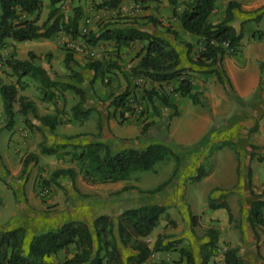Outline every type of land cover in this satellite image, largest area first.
<instances>
[{"label": "crops", "instance_id": "obj_1", "mask_svg": "<svg viewBox=\"0 0 264 264\" xmlns=\"http://www.w3.org/2000/svg\"><path fill=\"white\" fill-rule=\"evenodd\" d=\"M118 1L119 4L115 9L98 10L94 5L101 4L102 0H57L55 5H52L50 0H42V9L37 24L41 25L53 9L59 8L60 14L68 17L72 16L73 10L78 8L82 12L78 30L80 34L95 33L100 29L99 25L112 23L117 29H133L162 39L182 53L186 51L185 44H190L192 45L190 54L192 59H195L202 49V45L198 43L199 39L186 33L179 21L172 15L174 9L180 13L181 5L174 8L167 0H158L142 6L135 4L132 0ZM228 2L238 3L242 11H252L264 6V0H218L214 12L209 17L212 24L223 20ZM251 24L252 22L245 25L249 34L253 31ZM259 26L263 29L264 21H261ZM241 41L243 42L244 38ZM144 45L136 41L127 46L117 47L112 41H102L95 46H90L85 44L81 38H73L62 32L49 39L24 43L7 41L6 46L1 50L4 59L13 56L19 61H26L28 53H33L40 59L41 66L47 70L53 82L80 89L84 93V101L81 103L79 96L73 91L61 88L58 91L53 88L51 91L54 97L48 101L44 99L38 83L34 81L35 88H33L27 81L23 89L16 87V101L21 97L26 98L34 104L38 118H53L55 126L51 130L32 114L26 117L17 114L19 105L16 102L13 106L16 114L14 125L7 130L0 98V235L19 227L26 231V225L29 223L25 219L26 215L36 220L37 213L44 210V203L37 197L36 178L47 180L48 174H53L57 170L75 169L70 158L67 159L61 155V148L54 155H43L40 153L42 146L56 148L69 144L72 148L101 142L113 151L124 148L143 150L153 144L154 137L149 132L142 135V128L146 124H155L157 131L161 130V127H166L168 141L174 142L175 147H178L176 149H190L205 141H209L206 145L214 147L215 144L221 143V137L218 134L224 124L222 122L228 120L226 122V128H230L228 135L236 131L239 134L243 128L247 130L245 131V150L243 141L238 135V140L228 136L223 139L233 141L234 147L225 145L220 149L215 148L211 153L198 149L187 151L184 156L180 155L182 166L177 175L178 179H170L171 173L169 178L161 181L160 184L145 186L137 182L133 175L136 172H133L126 180L116 183L83 184L85 194L89 198L85 203L86 216L75 221H83L91 226L95 218L105 215L116 224L118 216L124 210L144 206L164 207V214L143 241L152 250L158 238L163 237L160 246L169 248L152 253L144 264H187L186 259L180 255L179 249L190 250L194 264H201L200 247L208 242L206 231L209 229H215L218 233L216 246L224 242L227 250L241 248L240 232L235 229V226L230 225L231 219L228 212L222 208L209 209L208 204L210 201L225 202L233 219L238 218L243 209L246 223H248L250 204L253 201L248 188V173L250 171L252 191L258 194L257 190L253 189V183L255 184L259 171L264 170V163L250 160V154L253 151L249 145L264 147V118L256 132L249 136L250 126L246 124L245 118L237 115L239 109L236 103L227 96L222 86L216 81V77L213 74L198 71H188L187 74L192 81V91L203 94L208 109L193 105L186 98L170 95V101L176 110L169 109L159 101H155L146 107V112L141 116L124 113L121 116L119 109L115 110L110 105V96L127 91L134 85L130 70L143 55ZM250 51L252 49L243 51L244 59L240 63L243 68L234 65V60L231 58H226L222 62L223 70L232 84L235 97L241 103L250 100L262 85L260 67L255 63V73L245 75L240 85L235 81V73L243 72L250 65L248 63ZM67 55L72 58L71 68L81 78L80 82H76L64 67V58ZM262 55L260 53V56ZM257 57H259L258 54L253 57L254 61ZM91 63H100L101 67L97 74L87 68V65ZM110 63L115 64L118 69L104 72ZM6 77L10 78L6 79ZM197 78L203 82H196ZM0 79L6 85L16 84V77L3 63H0ZM24 79L29 78H22L21 81L23 82ZM171 86L162 85V90L169 95ZM153 87L157 88L158 85ZM261 88L258 105H261L263 101L264 86ZM80 103V109L74 113L72 109ZM186 110L191 119V135L176 136L174 130L178 126L176 123L181 120ZM85 112H87L86 116L83 115ZM234 116L236 119L232 120ZM239 146H241L243 155L238 150ZM28 155L35 156L37 163L32 164L36 167L32 168L30 178L24 183L20 177L23 161ZM205 161L209 163L210 169L205 171L206 175L200 181L191 182L190 179L195 175V171L204 167ZM64 162L69 164L66 166ZM172 169L170 168L168 173ZM183 171H188V174L180 179ZM241 175H245V181H240ZM162 185H165L162 190L152 192ZM78 189H80L79 186ZM182 197L187 203L186 214L183 216L181 213L184 211L179 209L183 205L180 202ZM3 200L6 202L4 203ZM196 207L199 208L198 211ZM190 216L198 218L196 227L191 226ZM34 235L28 237L26 233V242ZM118 250L123 264H126L127 258L136 255L132 249L120 243H118ZM262 256L264 258V253ZM213 260L214 257L211 256L209 264H212Z\"/></svg>", "mask_w": 264, "mask_h": 264}, {"label": "trees", "instance_id": "obj_2", "mask_svg": "<svg viewBox=\"0 0 264 264\" xmlns=\"http://www.w3.org/2000/svg\"><path fill=\"white\" fill-rule=\"evenodd\" d=\"M140 6L158 0H132ZM176 8L181 5L180 13L173 10V17L176 18L182 29L197 37L202 49L197 53L196 58L190 57L192 45L185 44L186 51L181 52L170 46L162 39L156 38L148 33L133 29H117L112 23L99 25L95 33H79V22L82 17L80 9L73 10L72 16L65 17L60 14L59 8L53 9L47 19L38 25L39 14L42 9V0H0V63L5 64L16 77L15 85L3 84L0 79V98L2 101L3 113L5 116V128L11 129L14 125L16 114L13 106L18 102L17 114L26 117L32 114L40 123L47 125L53 130L55 120L53 118L36 116V109L32 102L26 98H19L17 101L16 87L21 84L22 78H29L40 85L39 89L44 99H53L52 89L71 90L79 96L81 103L84 101V93L73 86L53 82L48 72L40 64V59L33 53H28V60L19 61L10 56L3 58L1 50L6 46L8 40L18 43L29 42L38 39H49L59 32L70 35L73 38L79 37L90 46H95L102 41H112L117 47L127 46L133 42L144 43L143 55L138 63L131 68L130 74L133 78H143L150 88L143 91L145 106L152 105L159 101L169 109H175L170 101V95L188 99L193 105L208 109L206 98L202 93L192 91V81L187 74L188 71L210 73L216 77L217 82L237 102L239 100L233 95V87L222 69V62L227 52L236 54L239 44L243 38L242 30H236L233 26L236 14L240 5L236 2H228L223 20L212 24L209 21L210 15L214 12L218 0H167ZM52 5L57 0H50ZM119 4L118 0H102L101 4L94 5L96 9H115ZM261 14L258 10L249 12L247 17L240 21V27L247 23H259ZM154 23V21H152ZM170 32L169 30H167ZM173 35H175L173 33ZM72 58L70 55L64 58V67L76 82L81 78L71 68ZM100 63H91L87 68L94 71L100 69ZM117 67L115 64H108L104 72H112ZM118 69V68H117ZM101 74V73H100ZM102 76V75H101ZM158 85L157 88L153 87ZM162 85H172L170 94L162 90ZM22 86L21 88H23ZM57 89V90H58ZM129 90L110 96V105L118 110ZM81 103L72 110L76 113ZM121 116L123 112H120ZM176 114V113H174ZM84 116L87 112L83 113ZM149 126L142 128V135H146ZM257 130V123L249 129V134ZM226 143H220L216 149H220ZM63 148V147H61ZM78 152L66 153L70 161L75 162L78 168L60 169L53 173L52 183L60 186V183H73L80 174L83 182L90 185L116 183L126 180L130 174L138 171H148L161 161L173 160L176 166L180 159L165 145L151 144L143 150L124 148L113 151L109 146L101 142H94L82 147H72ZM252 151L264 150L250 145ZM56 148H40L43 155H54L58 152ZM256 159L258 163H264V156L250 154V160ZM36 164L37 159L29 155L23 161L21 177L24 178L25 169L29 164ZM178 168L176 167L173 176ZM198 175L190 179L192 182L200 181L206 173L198 170ZM50 181H42V186L48 187ZM165 187L162 185L152 192H159ZM248 188L254 198L250 204L248 224L255 235L259 238L258 231L264 230V200L254 195L248 173ZM15 194V193H14ZM264 194V191H263ZM209 209H225L231 219V214L225 202L210 201ZM165 208L160 206H144L137 209L124 210L117 218V223L105 215L98 216L89 226L83 221L66 220L58 228L43 231L35 234L26 242V231L24 228H15L0 235V264H123L118 250V243L126 248L132 249L136 255L126 259V264H144L152 253L167 250L169 247H161L163 237H159L152 250L148 248L143 240L155 228L159 218L164 214ZM192 227L198 225V218L190 216ZM208 242L200 247L201 264H209L212 252L216 248L218 233L215 229L206 231ZM179 253L186 259L187 264H194L191 251L179 249ZM225 264H247L238 254V249H229L225 253Z\"/></svg>", "mask_w": 264, "mask_h": 264}, {"label": "rangeland", "instance_id": "obj_3", "mask_svg": "<svg viewBox=\"0 0 264 264\" xmlns=\"http://www.w3.org/2000/svg\"><path fill=\"white\" fill-rule=\"evenodd\" d=\"M255 10H258L259 13L261 14V21H264V6L263 7H259ZM252 10V11H255ZM252 11H242L241 9L239 10V12H235V22H234V27L236 30L241 29L242 30V35L244 38V41L240 42L237 53L236 54H232L227 52L226 56L224 57V59H228L231 58L234 60L233 64L243 68L242 65H240V63L242 62V60L244 59V54L243 51L248 50V49H252V51H250V59L248 61V63H250V65L247 67L246 70H244L243 72H238L235 73V81L236 83L240 85L241 81L244 79L245 75H248L250 73H255V69L256 67L254 66V63L260 67V74L262 75V85L260 86V89L258 90L257 93L254 94V96L246 101V102H237L234 98H232L231 96V91L228 92L223 86V90L224 92L227 94V96L232 99V101H234L239 109V113L237 115L242 116L243 118H245V122L248 126L253 127L255 123H257V129L258 126L261 122V120L264 118V93H263V101L261 103V105H258L260 103V91H261V87L264 86V28L261 29L259 23H252L251 27L253 29V31L249 34L245 29V25L240 27V21L247 17V14L249 12ZM248 33V34H247ZM260 53H262L263 55L260 56ZM259 55V57L255 58L256 60L254 61L253 57H255L256 55ZM223 59V60H224ZM47 68V66H45ZM223 69V67H222ZM210 74V73H208ZM10 77H6V79H8ZM29 82L33 88H35V82L31 79H24L23 82L21 81V84L18 85V87L20 89L22 86H24V84L26 82ZM196 82L200 83L203 82L202 80H200V78H197L195 80ZM217 81V80H216ZM104 83V82H103ZM106 84V83H105ZM219 84V83H218ZM56 89V88H55ZM58 89V88H57ZM56 89V90H57ZM58 91V90H57ZM233 95L234 91H233ZM256 110L255 112H253L252 110ZM188 110H186L185 113H183V116L181 118V120L179 122H177L176 124L178 126H176L175 130V135L177 136H188L191 135V130L190 127V123H191V119L190 116L188 115ZM141 116V115H140ZM239 117V116H238ZM236 119V117L234 116V118L232 117V120ZM228 121V120H227ZM226 121V122H227ZM226 122H222L224 124H222V128H220L221 132L218 134V136L221 137V143H226L227 146H231L234 147V143L233 141L230 140H226L223 138H226L228 136H232L233 139L238 140L237 135L239 136V138L241 139V141H243V146H244V142L246 141V132L247 131L245 128H243V130L238 132H234V134L228 135V131L230 130V128H226ZM249 128V129H250ZM149 134L151 133L152 136L154 137L153 139V144H163L166 147H168L178 158L180 157V155L184 156L187 151H197L199 149L200 150H204V152L209 151V153H211L212 150H214L219 144H212L213 146L210 145H206L209 143L208 142H201L200 144L191 147L190 149H176L178 147H175L174 142L172 141H168V133L166 131V127H161V130L157 131V128L155 126V124H151V126H149L148 129ZM256 132V131H255ZM249 134V133H248ZM216 136V135H214ZM241 136V137H240ZM250 136V134H249ZM217 137H216V142H217ZM223 140V141H222ZM212 142V140H211ZM71 145L66 144V145H62L59 148H61L60 153L62 156L66 157L67 159L69 158L68 154L66 153H72V152H78V150L76 151L75 149H72L70 147ZM250 147V145H249ZM239 152L241 153V155H243L242 153V149L241 146L238 147ZM244 150H245V146H244ZM256 155L258 154H262L264 156V150H261L259 152L257 151H253ZM29 156V155H28ZM27 156V157H28ZM180 159V164L178 166H176V162L173 160H165V161H161L159 163H157L152 170L150 171H145V172H136L135 174H133L137 180V182L140 184H144L145 186H154V184H157L163 180H167V178L172 177L173 173L176 169V167L178 168V171L176 172L175 176L173 177L174 179H178V173L180 172V168L182 166V159ZM253 161L257 162L256 159L254 158ZM64 164L67 166L69 163L68 162H64ZM71 164L74 165L75 170L78 171L77 165L75 162H71ZM205 166L202 168H199L198 170H201L203 172L207 171L210 169V165L207 161H205ZM36 167V165L32 166V163L29 164L27 166V168L25 169V174H24V178L20 177L21 181H24V183L30 178L31 176V172H32V168ZM174 167V169H172ZM170 168L172 169V171L170 173H168V171H170ZM198 170L195 171V175L197 176L198 174ZM38 172L40 170H37ZM156 171V172H155ZM188 171H183L181 173V177H179L180 179H182L184 176H187ZM52 175L53 174H48L47 176V180L43 179V178H36V193H37V197L44 203L45 208L44 210L40 211L37 213L36 215V220H33V218H29L26 215L27 222H29L26 225V233L27 236L29 237L30 235L33 234H37L39 232H43V231H48L51 229H55L58 228L62 225V223L66 220H80L81 218H83L84 216H86V209H85V203L87 201L88 196L85 194L86 190L84 185H87L85 182H83L82 177L80 174H78L77 178L75 179V181L73 183L70 182H66L60 183V186H56L54 183H52ZM193 176V177H194ZM41 177V176H38ZM252 178V177H251ZM172 179V178H170ZM50 181V185L47 187L49 189V194L46 196H42L40 195V188H39V182L41 181ZM188 181V179H186ZM245 175H241L240 181H245ZM186 181V183H187ZM193 182V181H192ZM241 183V182H240ZM260 185V187H259ZM78 186L80 187V189H78ZM253 189L257 190L258 194H254L256 196H260L261 199L264 200V170L259 171V174H257L256 179H255V184L253 183ZM195 191H193L194 193ZM253 193H256V191H253ZM13 195V194H12ZM183 196V195H182ZM253 198V197H252ZM254 199V198H253ZM3 202L5 203L6 201L3 200ZM183 203L182 207H179V209L183 210L184 213H181L182 216L183 214H186V206L187 203L185 201V199L182 197L181 201ZM195 203V202H194ZM7 204V203H6ZM196 210L198 211L199 208L196 207ZM34 221V223L32 222ZM230 225H232L233 227L235 226V229L240 232V237H239V241L241 243V248L238 249V254L240 256V258H242L247 264H264V258L262 256V254L264 253V230H259L258 234H259V238L256 239L255 235L253 234V232L251 231L248 223H246V215L242 209V211L240 212V215L238 218L233 219L231 217L230 220ZM220 245H224V242H221ZM263 248V250H262ZM215 252L213 251L211 256L214 257Z\"/></svg>", "mask_w": 264, "mask_h": 264}, {"label": "built area", "instance_id": "obj_4", "mask_svg": "<svg viewBox=\"0 0 264 264\" xmlns=\"http://www.w3.org/2000/svg\"><path fill=\"white\" fill-rule=\"evenodd\" d=\"M85 33V32H83ZM150 88V84L143 78H134V85L129 89L124 103L119 108L120 112L128 115L140 116L146 112L145 102L143 100V91ZM40 195L46 196L49 194V189L39 183ZM214 260L212 264H225V253L227 249L224 245L216 246L214 250Z\"/></svg>", "mask_w": 264, "mask_h": 264}]
</instances>
